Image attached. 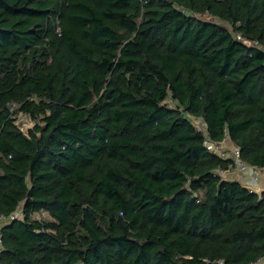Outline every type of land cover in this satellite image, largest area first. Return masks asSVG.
<instances>
[{
  "label": "trees",
  "instance_id": "16d2710c",
  "mask_svg": "<svg viewBox=\"0 0 264 264\" xmlns=\"http://www.w3.org/2000/svg\"><path fill=\"white\" fill-rule=\"evenodd\" d=\"M194 119L264 168V0H0V264L258 262Z\"/></svg>",
  "mask_w": 264,
  "mask_h": 264
},
{
  "label": "built area",
  "instance_id": "2783aa9c",
  "mask_svg": "<svg viewBox=\"0 0 264 264\" xmlns=\"http://www.w3.org/2000/svg\"><path fill=\"white\" fill-rule=\"evenodd\" d=\"M240 36L239 34H237ZM257 44V42H256ZM19 103L17 102H11L9 104L10 109V117L14 119L17 126L26 134L29 133V129L34 126L35 121L31 118V116L27 112H20L18 111ZM195 122H197V127L199 130L205 131L206 138L204 140L205 146L210 150L211 153L226 159L230 160L229 162V169L223 170L219 168L217 170V173L220 175H226L228 172L232 170H238L244 174H246L248 177V180L250 182H256L259 180L261 175H264V168L254 166L251 164H248L241 158L240 148L234 144L231 147H226L223 144V141L221 142H215L211 141L209 137L207 136V124L204 120L200 119H194ZM250 191H254V188L251 185H247ZM21 213L19 211H16L14 214L10 216H4L0 215V221H11L17 217H19ZM1 229V226H0ZM1 244H2V237L0 233V251H1ZM259 262V261H258ZM258 262H255L253 264H259ZM218 264H224L222 260L217 262Z\"/></svg>",
  "mask_w": 264,
  "mask_h": 264
},
{
  "label": "crops",
  "instance_id": "0c3cea01",
  "mask_svg": "<svg viewBox=\"0 0 264 264\" xmlns=\"http://www.w3.org/2000/svg\"><path fill=\"white\" fill-rule=\"evenodd\" d=\"M223 144L227 147H231L234 145V142L227 137L225 140H223ZM247 175L238 171V170H232L228 172L226 175H224V179L226 180H232V181H239L242 185L248 187L247 185H251L254 188V191L257 193H262L264 191V175H261L259 180L256 182H250L248 180ZM20 213H22L21 208L18 210ZM6 221L1 222L0 221V226L4 225ZM259 264H264V257L261 258L258 262Z\"/></svg>",
  "mask_w": 264,
  "mask_h": 264
},
{
  "label": "rangeland",
  "instance_id": "374dc122",
  "mask_svg": "<svg viewBox=\"0 0 264 264\" xmlns=\"http://www.w3.org/2000/svg\"><path fill=\"white\" fill-rule=\"evenodd\" d=\"M195 124H197V122L194 121ZM22 217V214L20 215Z\"/></svg>",
  "mask_w": 264,
  "mask_h": 264
}]
</instances>
